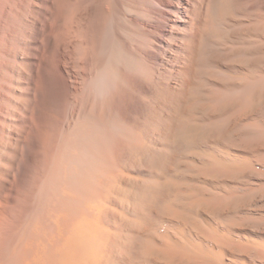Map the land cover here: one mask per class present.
Masks as SVG:
<instances>
[{"label": "bare ground", "instance_id": "1", "mask_svg": "<svg viewBox=\"0 0 264 264\" xmlns=\"http://www.w3.org/2000/svg\"><path fill=\"white\" fill-rule=\"evenodd\" d=\"M0 264H264V0H0Z\"/></svg>", "mask_w": 264, "mask_h": 264}]
</instances>
